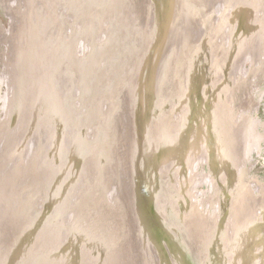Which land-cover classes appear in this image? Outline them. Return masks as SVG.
I'll list each match as a JSON object with an SVG mask.
<instances>
[{
    "label": "rangeland",
    "instance_id": "1",
    "mask_svg": "<svg viewBox=\"0 0 264 264\" xmlns=\"http://www.w3.org/2000/svg\"><path fill=\"white\" fill-rule=\"evenodd\" d=\"M116 1L0 0V176L4 175L0 179V208L12 205L19 210L31 195L40 213L63 221L58 244L55 236L51 243L44 241L43 249L48 253L60 248L63 252L59 259L49 258L50 264H105L119 242L130 245V198H120L119 190L127 175L129 190L134 184L127 141L133 81L138 95L151 94L152 100L159 93L158 112L175 122L195 126L201 120V124L211 110L218 112L219 105L227 104L231 129L247 122L246 130L254 125L261 138L258 144L252 140L246 153L244 149L241 156L239 153V160L232 154L228 162L235 160L231 166L234 172L225 173L222 168L214 181H210L212 168L203 160L190 169L183 159L166 161L161 172V194L167 197L164 209L178 208L187 214L197 206L211 219L213 233L219 236L233 206L235 178L251 182L257 196L264 189V46L258 48L259 38L264 41V27L254 31V20L256 16L264 18V10L256 14L251 0L211 6L202 0H189L186 9L199 15L198 36L189 40L182 62L165 63L161 85L156 87L147 84L151 70L148 58L153 49L155 53L159 49L152 45L146 62L133 69L139 61L143 30L138 16L128 30L115 23L119 17L112 14ZM132 1L118 0L117 6L127 8ZM152 1L148 0L150 10ZM160 12L162 21L165 14ZM249 33L252 35L246 39ZM244 38L250 44L249 51L243 50ZM174 51L171 59L173 53L176 58ZM156 56L153 54V62ZM122 104L128 113H123L126 120L119 123ZM153 115H157L156 109ZM56 133L55 141L62 142V171L52 155L55 147L51 137ZM115 133L121 134L124 142L119 148ZM123 156L125 165L120 162ZM89 162L94 165L87 166ZM52 172L61 176H52ZM17 175L21 178L9 188V178ZM54 193L59 196L55 202ZM131 196L133 199V191ZM32 212L35 218L40 215L37 210ZM33 223L44 222L38 219ZM34 224L19 231L31 232L32 249L37 248L32 251L30 247L26 254L20 250L19 257L22 261L30 258L28 264H44L43 235ZM131 234L135 236L134 231Z\"/></svg>",
    "mask_w": 264,
    "mask_h": 264
},
{
    "label": "bare ground",
    "instance_id": "2",
    "mask_svg": "<svg viewBox=\"0 0 264 264\" xmlns=\"http://www.w3.org/2000/svg\"><path fill=\"white\" fill-rule=\"evenodd\" d=\"M188 1L153 0L152 10L149 8L150 2L148 0L132 1L134 4H139L140 13L144 14L143 19L139 17L140 29L143 32L140 37V54L136 69L144 61L146 62V58H148L153 49L150 48L152 45L159 49L156 52V61H152L153 54H156L154 49L148 58L151 62V70L147 76V84L153 83L156 87H159L165 63L172 65L174 60L181 61L188 52L189 40L192 38L196 39L198 36L199 15L196 10L193 12L188 7L189 11H187ZM202 1H204V4L211 6L239 0ZM251 1L252 3L254 2L256 14L264 10V0ZM159 3H161L163 9L160 8ZM158 12L165 14V20L162 19L161 21L163 25L166 23L163 36L161 31L156 30ZM254 21V31L259 32L264 27V24L262 26L260 24L264 22V18L256 16ZM159 28L161 29L158 25ZM251 35L249 33L246 39ZM258 41V48L260 49V44L264 46V41L262 38H259ZM242 43L243 50L249 51V42L244 38L241 40ZM180 46H182V50L178 49ZM173 51L177 53L175 59H173L174 53L171 59ZM167 56L169 62H166ZM134 84L136 83L133 81L129 88V116L131 136L133 137L129 153V174L134 179L132 202L135 210L132 212V209H130L132 205L129 206L127 224L129 231L131 233L134 231L135 236L130 233L131 242L129 246L126 243L122 244L124 241L122 243L119 242L117 250L113 249L109 253L105 264H259L260 259H262V264H264V189L257 196L253 192L254 187L251 182H241L242 180L240 181L239 176L235 178L237 180L235 184L237 192L235 191L232 197L233 206L229 213V218L220 230L219 236L213 233L214 224L208 216H204L199 211V207L191 208L187 214L178 208L164 209L167 197L161 194V172L162 166L166 161L168 164L171 160L183 159L186 165L189 164L190 169L195 167L197 161L203 160L206 162L205 164L212 168L213 172H211L210 181L214 179V175L216 176L218 172L221 173L220 169L222 168L225 173L229 170L234 172L235 167L231 166L235 164V160L234 164L228 162L233 157L232 154H236L235 158L239 160V153L241 152V156L243 149L246 153L247 149L252 146V140L256 144L260 141V137H258L253 127L254 125L251 124V128L246 130V122L237 128L234 126L231 129L233 122L228 110L229 107L227 104H221L218 106V112L211 110L201 124V120H199V123L195 126H185L182 120L175 122L174 118L164 117L158 112L160 109V106H157L160 102L159 93L157 95L154 94L153 99L150 100L151 94L145 96L140 92L138 95L136 92L137 84L135 86ZM47 105L46 107L49 108L50 105ZM142 105L145 106L144 110L141 108ZM51 107L49 109H52ZM155 109L157 112L156 116L153 115ZM48 111L50 112L51 110ZM152 117H154V120L151 119ZM210 117L211 119H209ZM133 128L134 132L132 133ZM150 133L152 134V139H150ZM56 135L57 133L54 136L52 135V137L49 135V138L51 137L53 148L55 147L52 152V155L55 156L54 162L58 161L57 167L59 166L62 171L60 167L63 165L60 155L61 153L63 155V152H61L62 142L55 141ZM59 139L61 140V138ZM135 139L137 144L134 143ZM227 164L230 165L227 166ZM91 165L94 164L92 162L87 163V166ZM61 173L63 174V172ZM61 173L52 172L51 174L52 176L60 177ZM3 177L4 175L0 176V179ZM20 178L21 176L18 175L15 178L11 176L9 181L7 180L9 188H12L11 185ZM10 192L12 194V191ZM56 194L54 193V197L52 195L53 202L58 200L59 196ZM1 203L3 205V202ZM36 204V201L30 195L27 202L21 204L19 210L12 205L11 207L6 205V207L0 208V264L29 263L30 258H26L24 261L21 260L19 251L21 250L26 254L29 252L30 247L32 249L34 241L31 232L23 234L21 231H26L27 226L34 224L33 221L38 219H42L44 222L42 225L40 223L34 224V227L40 230L41 236L43 235V241H39H42L40 246L41 250H43L42 260L44 264L51 263L49 258H52V260L57 257L58 259L60 258L63 253L61 248L57 251L50 249L49 253L47 252L48 250L46 251L43 248L46 246V241L47 243L52 242L53 236L56 238L55 244H58V240L63 235V221H53L49 213H40L36 208ZM139 207L141 213L139 212ZM60 209L58 213H61ZM36 210L40 214L37 218L33 217L32 212ZM142 214H144V220L140 221ZM145 214L147 215L145 216ZM19 225H23L24 228L22 229L21 226L19 228ZM36 248H33L32 251ZM113 253L115 254L113 255Z\"/></svg>",
    "mask_w": 264,
    "mask_h": 264
},
{
    "label": "water",
    "instance_id": "3",
    "mask_svg": "<svg viewBox=\"0 0 264 264\" xmlns=\"http://www.w3.org/2000/svg\"><path fill=\"white\" fill-rule=\"evenodd\" d=\"M117 4H119V2H118V0L115 2V4H113V9H112V11L113 10H115V11H113L112 12V14H114L115 12L117 13V19L115 20V23L116 24H121L122 25V27L121 28H123V29H125V30H128V28H127V26L129 25L130 26V28H131V24H132V21H134V19L136 18V16H138V17H141V19H143V13L141 14L140 13V7H139V4H134V2H128L127 3V8H125V7H121V8H119L118 6H117ZM160 4L161 3H159V6H160ZM112 6V5H111ZM112 19H115V17H113ZM165 20V19H164ZM160 21H161V16H159L158 15V21H157V24L158 23H160ZM109 23V22H108ZM161 24V23H160ZM160 24H158L159 25V27H161V29L159 28L158 29V26H157V28H156V30H158L159 32L161 31H163L162 32V36H163V33H164V30H165V24L163 25L164 26V29H163V26L162 25H160ZM156 32V31H155ZM133 67V69L135 70V68H136V66L134 65V66H132ZM165 81V80H164ZM123 102H124V100H123ZM144 107L145 106H143L142 105V109L144 110ZM121 109L123 110V112H122V114H121V118H120V120H119V123L121 122V121H123V120H126V117H125V119H122V115H123V113H125L126 115H127V107H126V109L123 107V104H122V106H121ZM122 110H120V112L122 111ZM143 113V112H142ZM122 119V120H121ZM131 121H132V113H131ZM118 124V120H117V123H116V125ZM132 124H133V121H132ZM67 127H66V133H67ZM119 130H120V133H121V128H119ZM134 132V128H133V131H132V133ZM127 134H128V138H127V141L129 142V144H131L132 143V136H131V133H128L127 132ZM115 135H116V133H115ZM121 135V134H120ZM120 135H116V137H115V140H116V138H117V142L116 143H118V145H116V148H119V146H122V144L124 143L123 142V140L121 139V136ZM124 140H125V137H124ZM64 148H65V153H66V147L64 146ZM124 151H125V146H124ZM117 154H119L117 151H115ZM67 155V154H66ZM126 159V158H125ZM124 156H123V159L121 158V163H123V165H125V162H123L124 160ZM117 169H118V167H117ZM127 172V171H126ZM119 174H120V176L122 175V173H120V171H119ZM29 175H31V173H29ZM124 175H126V173H124ZM127 177H128V179H126V181L124 180V182H120V185H122L121 187H120V190H119V195H120V198H124L125 196H127V197H129L130 198V201H129V206H130V204H133V202H132V196H131V191L132 190H129V187H130V179H129V176L127 175ZM123 178V177H122ZM121 179V178H120ZM30 181L31 182H33L34 181V178H32V179H30ZM122 183V184H121ZM137 204H138V201H137ZM130 209H132L131 211L133 212L134 210H135V208H134V206H131L130 207ZM137 210H138V206H137ZM139 212L141 213V210H140V207H139ZM147 214H145V216H146ZM70 217V213L68 214V218ZM141 220H144V214H142V218L140 219V221ZM66 235H67V232H66ZM65 237V236H64ZM84 250V249H83ZM85 251L88 253V254H90L87 250H86V248H85ZM91 255V254H90ZM107 257V256H106Z\"/></svg>",
    "mask_w": 264,
    "mask_h": 264
},
{
    "label": "flooded vegetation",
    "instance_id": "4",
    "mask_svg": "<svg viewBox=\"0 0 264 264\" xmlns=\"http://www.w3.org/2000/svg\"><path fill=\"white\" fill-rule=\"evenodd\" d=\"M0 81H1V77H0ZM256 134H257V132H256ZM261 139V138H260ZM254 187V186H253ZM255 189V188H254ZM263 188H261V190H262ZM262 192V191H261Z\"/></svg>",
    "mask_w": 264,
    "mask_h": 264
}]
</instances>
